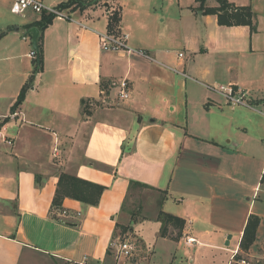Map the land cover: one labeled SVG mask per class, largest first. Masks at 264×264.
<instances>
[{"label": "crops", "instance_id": "crops-1", "mask_svg": "<svg viewBox=\"0 0 264 264\" xmlns=\"http://www.w3.org/2000/svg\"><path fill=\"white\" fill-rule=\"evenodd\" d=\"M12 1L0 0V264H110L117 226L127 222L149 251L131 264H241V253L246 264H264V0H227L250 7L253 29L203 12L217 0L66 8L39 32L42 67L14 111L35 70L27 26L39 17L13 13ZM115 10L127 46L149 58L101 50L98 33ZM123 78L126 99L116 85ZM221 86L248 105L231 104ZM61 173L106 187L99 203L66 196L52 208ZM130 181L161 193L137 220L125 211ZM160 210L183 218L196 241L161 236ZM251 214L259 223L243 251ZM149 223L157 226L147 247Z\"/></svg>", "mask_w": 264, "mask_h": 264}, {"label": "trees", "instance_id": "trees-1", "mask_svg": "<svg viewBox=\"0 0 264 264\" xmlns=\"http://www.w3.org/2000/svg\"><path fill=\"white\" fill-rule=\"evenodd\" d=\"M101 0H67L56 7L60 9H68L73 10L77 8H84L90 5L98 3ZM218 6L216 7H204V13H211L217 14L218 22L220 24L232 25V24H247L253 29V13L249 6H234L233 4L229 3L227 0H217ZM201 2V6H202ZM234 8V11L230 8ZM228 13H224V10H228ZM56 16L53 13H42L39 16L38 20H35L32 24H29L27 28L36 27L39 32L43 31L44 28L51 23V21ZM121 13L119 10H115L108 16V24L107 29L109 32L117 33L119 32V23ZM37 46L38 50L35 51V70L33 74L30 76V81H27L21 88L16 101L11 106V111H14L15 108L22 102L25 96V91L28 87H30L31 81L33 79L34 73L41 70L42 67V47H41V35L37 38ZM132 185H139L143 187H147L145 184L130 181ZM57 189L52 201V208H60L62 199L64 197H71L77 199L83 203L89 205H97L99 203L100 196L106 187L90 182L81 178H78L74 175H70L67 173H61L59 175V181L57 185ZM158 220L161 222L160 234L162 236L166 235V226L168 223H173L176 226H179L181 229L184 226V219L164 212L162 210L159 211ZM259 223V218L257 215L251 214L248 217L246 225L243 230V235L240 241V248L243 251H247L249 247L253 244L255 240L256 229ZM115 237L113 236V239ZM109 251V250H108Z\"/></svg>", "mask_w": 264, "mask_h": 264}, {"label": "built area", "instance_id": "built-area-1", "mask_svg": "<svg viewBox=\"0 0 264 264\" xmlns=\"http://www.w3.org/2000/svg\"><path fill=\"white\" fill-rule=\"evenodd\" d=\"M11 11L15 14H22L25 11L29 10L33 13L39 14L42 13H53L56 17L64 18L68 15L64 9H60L56 6H47L42 0H13ZM82 25L81 23H79ZM83 26V25H82ZM98 39L100 48L103 51L109 50H126L127 52L136 53L140 56L148 57V54L142 49H133L127 46V34L121 32H109L108 30L98 33ZM182 53H179V56H182ZM29 56L35 57V51L32 50L29 53ZM118 87V96L121 99H126L129 97V85L126 78L121 79L117 84ZM219 90L223 93L226 99L231 104L236 105H248V102L245 100V96L241 91L233 89L231 86L227 88L221 86ZM8 143H11L10 140H7ZM66 215L65 212L62 213ZM196 240L193 237L186 236L184 242L186 245H192ZM115 257L117 259H129L135 251V244L127 239L120 240L113 243ZM241 264H246L244 260L239 261Z\"/></svg>", "mask_w": 264, "mask_h": 264}, {"label": "rangeland", "instance_id": "rangeland-1", "mask_svg": "<svg viewBox=\"0 0 264 264\" xmlns=\"http://www.w3.org/2000/svg\"><path fill=\"white\" fill-rule=\"evenodd\" d=\"M180 1L185 2L187 0H180ZM112 8L114 9L116 7L114 5H112ZM187 8H189V7H187ZM230 9L234 11V8L231 7ZM228 11H229V9H228ZM28 12H31V11L27 10L24 13H28ZM186 12L187 11L185 9L184 14ZM31 13L37 18L39 17V14H36L33 12H31ZM173 17H174L173 23H174L175 27H177L179 25V23H178L179 21L177 19L176 4H175V10L173 13ZM181 19L185 20V16L182 15ZM188 23H190L189 20H188ZM151 197H155L157 200L156 202L159 204L161 193H158L157 191L151 190L149 188H145L143 186L132 185L130 190H129L126 201H125V209H126L125 211L127 213V219L130 217V219H132V220H137V219H140L142 217V214L149 215L148 202H149V200H151ZM127 219H126V221H127ZM129 224L127 222L126 224H121V225L119 224L117 226V230L115 232L114 242H117L118 239H120V240L127 239V240L131 241L133 244H135V247H136L134 254L129 259H117V258H115L114 251H112V249H111V251H109L110 252V257H109L110 264H114V263L115 264H121V261H122V263H125V264L135 263L139 260L143 261L144 256L147 257L149 254V251L146 250L145 247L143 245H141L137 239L134 238L135 236L133 234L129 235V233H128V229L130 226ZM155 226H157V225H155V224L153 225L152 223H149L145 226L147 228V230L144 233L147 234V235L146 234L145 235L147 236V239H149L148 242H146V244H145L147 247L151 246L150 244H152L151 240L154 238L153 236L155 235V231H156V230L154 231ZM166 235L173 237V238H176V239L177 238L183 239L185 237V234L182 231V229L173 223H168V225L166 226ZM234 241H232V243ZM196 253L207 254L208 248H200V249H198V251ZM237 259L248 260L247 256L244 253H241ZM261 263H263V262H261Z\"/></svg>", "mask_w": 264, "mask_h": 264}, {"label": "water", "instance_id": "water-1", "mask_svg": "<svg viewBox=\"0 0 264 264\" xmlns=\"http://www.w3.org/2000/svg\"><path fill=\"white\" fill-rule=\"evenodd\" d=\"M105 6H108V4L106 3ZM224 13H228V10H225ZM31 32H32V48L34 51L38 50V46H37V38L39 35V30L37 28H31Z\"/></svg>", "mask_w": 264, "mask_h": 264}]
</instances>
